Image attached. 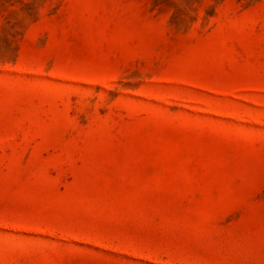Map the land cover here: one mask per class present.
I'll use <instances>...</instances> for the list:
<instances>
[{
	"label": "rangeland",
	"instance_id": "1",
	"mask_svg": "<svg viewBox=\"0 0 264 264\" xmlns=\"http://www.w3.org/2000/svg\"><path fill=\"white\" fill-rule=\"evenodd\" d=\"M0 264H264V0H0Z\"/></svg>",
	"mask_w": 264,
	"mask_h": 264
}]
</instances>
